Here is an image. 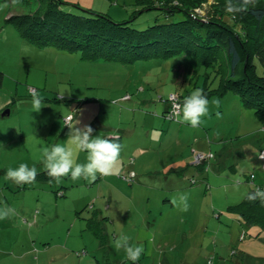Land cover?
<instances>
[{"label": "rangeland", "instance_id": "374dc122", "mask_svg": "<svg viewBox=\"0 0 264 264\" xmlns=\"http://www.w3.org/2000/svg\"><path fill=\"white\" fill-rule=\"evenodd\" d=\"M60 2L71 13L132 18L137 29L180 18L143 10L136 0ZM221 2L207 0L195 11L204 16ZM35 3L0 0V208L16 213L0 220V264H132L114 247L120 234L143 246L135 264H264V225L228 209L264 185V109L241 104L231 90L206 95L219 86L218 68L187 53L91 59L82 49L30 40L8 18L42 10ZM196 88L208 98L209 114L193 128L177 122L170 99L182 104ZM33 91L46 104L39 113ZM76 109L93 135L120 138L113 174L93 183L69 175L22 186L5 178L21 163L45 170L41 146L66 143L65 118ZM199 154L212 155L196 161ZM183 194L187 211L172 203Z\"/></svg>", "mask_w": 264, "mask_h": 264}, {"label": "trees", "instance_id": "16d2710c", "mask_svg": "<svg viewBox=\"0 0 264 264\" xmlns=\"http://www.w3.org/2000/svg\"><path fill=\"white\" fill-rule=\"evenodd\" d=\"M28 1L31 0H25ZM136 1L143 10L158 9L165 16L180 14V18L137 29L128 24L132 18L118 22L106 13L89 9L78 13L63 10L60 0H36V10L40 4L42 10L14 14L8 20L30 40L46 44L56 42L70 50L82 49L91 59L124 57L121 54L133 59L190 54L196 62L216 66L222 77L218 88L206 95H221L231 90L238 95L241 104L254 107L257 113L262 112L264 77L256 74V63L264 69L263 0H255L248 12L235 19L226 11V2L201 16L195 9L202 8L207 0ZM171 99L170 108L173 103L180 104L174 95ZM118 140L120 143L119 137ZM249 178L253 179V174ZM51 180L46 170L38 172L36 181ZM256 188L264 189V185H257L254 190ZM246 194L228 209L245 222L264 225V204L258 200L249 202Z\"/></svg>", "mask_w": 264, "mask_h": 264}, {"label": "clouds", "instance_id": "9594fccd", "mask_svg": "<svg viewBox=\"0 0 264 264\" xmlns=\"http://www.w3.org/2000/svg\"><path fill=\"white\" fill-rule=\"evenodd\" d=\"M20 0H12L13 4ZM255 4V0H226L225 9L235 19L237 15L244 14L250 10V6ZM65 91V90H64ZM64 91L61 93L63 94ZM31 105L33 111L39 113L44 103V97L38 92L31 93ZM11 103V100L8 101ZM219 107V99L212 101ZM6 106V105H5ZM3 106V107H5ZM209 114V100L203 90L196 88L186 96L182 104L175 105L174 115L179 123H187L191 127H199L202 123V117ZM79 110L69 114L65 118L64 125L67 126L66 143L54 144L51 147L41 146L40 157L44 164L47 176L57 182L65 176L72 180L84 179L88 183L96 181L98 176H108L113 174L117 162L120 160L122 144L119 143L116 134L111 137H102L93 135L94 129L88 124H81L78 119ZM220 113H217L219 116ZM86 152V162L78 163L79 154ZM37 169L35 166L29 167L26 163H21L17 168H8L5 178L13 181L17 186L32 184L37 178ZM249 202L260 201L264 204V189L256 188L254 191L246 194ZM188 196L186 194L174 198L172 203L180 207L182 211L188 209ZM15 209L5 206L0 208V220H5L14 216ZM131 237L120 234L114 239V247L117 250L123 249L127 260L135 264L144 252L142 245H133L130 243Z\"/></svg>", "mask_w": 264, "mask_h": 264}, {"label": "built area", "instance_id": "2783aa9c", "mask_svg": "<svg viewBox=\"0 0 264 264\" xmlns=\"http://www.w3.org/2000/svg\"><path fill=\"white\" fill-rule=\"evenodd\" d=\"M175 105H176V104L173 105V110H172L173 113H174V111H175ZM260 155L262 156V158H263V160H264V150H262V151L260 152ZM209 156H210V155H209ZM205 158H206V157H205L204 155H200V154H199V155L196 156V161H197V160L202 161V160H204Z\"/></svg>", "mask_w": 264, "mask_h": 264}, {"label": "crops", "instance_id": "0c3cea01", "mask_svg": "<svg viewBox=\"0 0 264 264\" xmlns=\"http://www.w3.org/2000/svg\"><path fill=\"white\" fill-rule=\"evenodd\" d=\"M252 174H253V173H252ZM250 179H251V178H249V179L247 178L246 180L249 181ZM253 179H254V174H253Z\"/></svg>", "mask_w": 264, "mask_h": 264}, {"label": "water", "instance_id": "95a60500", "mask_svg": "<svg viewBox=\"0 0 264 264\" xmlns=\"http://www.w3.org/2000/svg\"><path fill=\"white\" fill-rule=\"evenodd\" d=\"M6 113L8 114V110H6Z\"/></svg>", "mask_w": 264, "mask_h": 264}]
</instances>
